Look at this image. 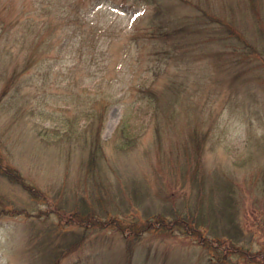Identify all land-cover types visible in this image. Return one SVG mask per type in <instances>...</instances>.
Segmentation results:
<instances>
[{"label": "rangeland", "instance_id": "rangeland-1", "mask_svg": "<svg viewBox=\"0 0 264 264\" xmlns=\"http://www.w3.org/2000/svg\"><path fill=\"white\" fill-rule=\"evenodd\" d=\"M88 3L95 10L89 9L86 20L100 18L99 24H111L115 29L114 42L108 47L103 44L104 29L97 30L99 49L106 50L98 51L92 70L105 67L111 71L114 65L111 56L119 58L115 69L104 79L98 74L82 80L70 76L69 67L75 60L70 46L73 39L70 41L67 34L61 41L65 45L60 60L50 61L51 77L43 76L47 63L35 66L29 73H22L11 94L0 100V264H50L53 259L55 264H209L235 248L242 252L228 255L232 261L264 258V194L251 178L249 164L236 167L231 162L242 157L248 131L264 133V90L258 91L254 99L259 103L250 107L246 104L245 109L234 104L229 109V99L235 94L229 88L205 90L207 94H203L202 88L196 86V95H209L202 97L210 103L206 102V116L215 118L203 167L211 179L225 173L236 177L243 238L232 243L225 239L224 244L229 246L220 245V252L215 249L216 243L205 246L203 240L176 224L169 229L161 228L154 212H165V205L151 197V213L145 215L144 201L139 204L128 201L129 193L122 191L125 182L128 189L133 184H142L157 193H164V187L177 197L188 192V188L162 176L153 144V123L148 126L145 112L136 108L128 112L130 123L138 124L137 132L144 129L140 132V143L131 151H116L113 133L126 104L137 98L136 93H124L122 87L127 78L119 72L123 66L120 59L127 61L123 68L129 64L135 68L141 61L143 67L137 71L142 70V76L151 73V79L155 76L153 68L162 65L164 73L158 76L159 84L173 74L175 67L166 65L162 59L166 54L160 49L153 50L148 41L138 50L133 38L130 39L135 30L137 36L151 17V4L145 0H86ZM15 13L11 7L0 15L1 39L7 33L22 36L20 22L29 21L31 8L16 22ZM3 17L13 21L7 27L4 25V29ZM16 44L20 47L19 42ZM57 46L55 43L50 56H55ZM149 66L150 71L146 70ZM112 75L115 78L107 79ZM141 78L144 77L136 80ZM112 80L114 85H106ZM2 86L0 80V90ZM109 99L114 102L106 104ZM93 112L98 116L103 112L99 130V119L92 116ZM72 115L78 118L74 130L66 133L67 119ZM177 119L178 128L164 132V146L168 149L177 140L182 141L187 132L182 115ZM98 135L102 147L97 163L91 165L87 156ZM107 186L109 190L105 192ZM99 187L100 191L95 189ZM122 193L126 196L122 197L125 205ZM80 208L93 212L82 225L72 215L74 209Z\"/></svg>", "mask_w": 264, "mask_h": 264}, {"label": "trees", "instance_id": "trees-1", "mask_svg": "<svg viewBox=\"0 0 264 264\" xmlns=\"http://www.w3.org/2000/svg\"><path fill=\"white\" fill-rule=\"evenodd\" d=\"M18 1L0 0V9L3 11L15 8V22L16 19L20 20L29 7L31 8L29 21H19L23 28L21 37L15 33H7L2 39L0 37V80L3 81L0 100L3 96L11 94L14 82L20 80L22 73H29L35 66L47 63L43 76L44 79L51 77L50 61L60 60L62 46L65 45H61V41L67 34H70V41L73 39L70 46L73 47L71 52H74L75 60L69 67L70 76L82 80L87 75L98 74L104 79L119 64V58L111 56L110 62H114L111 71L105 67L92 70V63L96 64L99 57L98 51L103 53L106 50L104 46L108 47L114 42L115 29L111 24H99L100 18L95 19L96 21L86 20L85 14L89 9L95 10L91 3L86 5V0ZM145 1L151 4V17L146 20V25L137 36L135 30L130 39L133 38L132 41L138 50L148 41L153 50L163 51V55L166 54L162 57L165 64L174 65L175 70L172 75H166L168 77L159 84L158 76L164 73L162 65L155 69L152 67L155 76L151 79V73L142 76V70L137 71L143 67L141 61L135 64V68L131 64L128 68H123L127 61L120 59L123 66H120L119 72L127 78L122 87L124 93H136L137 98L124 107L113 133V146L118 152H129L140 143V132L144 129L137 132L138 124L130 123L128 112L133 108L145 112L148 115V126H151V121L153 123V144L163 169L162 176L175 185L187 187L188 192L185 191L177 197L164 187V193H157L152 192L148 185L142 184H133L128 189L127 182L122 191L129 193V202L139 204L144 201L147 206L144 209L145 215L151 213V197L156 198L162 206L165 205L166 210L154 212L161 228L169 229L172 224H176L186 233L203 240L205 246L216 243L217 247L214 248L222 252L219 246L225 245V239L232 243L240 241L244 235L239 219V189L234 175L225 173L222 177L218 176V179H211L203 167L215 118L206 116V102L209 101H203V98L209 95H196V86L202 88L203 94H207L205 90L211 92L229 88L230 92L235 93L229 99V109L234 108V104L245 109L259 103L258 99H254L258 91L264 90V0ZM3 11H0L1 16ZM39 17L42 18L41 22L37 21ZM3 21L5 23L2 29L4 25L7 27L13 22L12 19ZM102 28L106 42L103 41L104 48L99 49L97 30ZM15 41L20 43V47ZM55 43L58 45L57 51L55 56H50L49 52L55 51ZM181 63L186 66L180 67ZM163 69L166 72L168 70L165 66ZM146 70L150 71L151 66ZM139 77L144 78L136 80ZM113 78L114 75L107 79ZM111 84L114 85L113 80L106 85ZM111 100L106 104L114 102ZM209 111L212 110L209 108ZM85 114L88 115V111ZM91 114L96 115L94 112ZM179 115L183 117L187 132L182 141L177 140V144L168 149L164 146V132L178 128ZM103 117L102 112L98 116L97 130ZM77 118L75 115L68 117L69 128L66 133L74 130ZM90 126H93V123H90ZM139 126L141 127V123ZM244 146L242 157L231 162L236 167L244 165L245 162L249 164L252 168L251 178L264 194V133L248 131ZM101 147L98 135L97 141L91 142L87 156L91 165L97 163ZM95 189L100 191L101 187ZM104 190L108 192L109 187ZM122 195L121 199H126L125 194ZM122 203L125 205L126 201L122 199ZM90 211L74 209L72 215L73 218H78L77 223L82 225L88 216L93 214ZM228 250H224L225 256L222 255L220 259H214L209 264H264V258H254L255 261H244L245 263L232 261L228 255H239L242 250ZM54 261L55 259L50 264H55Z\"/></svg>", "mask_w": 264, "mask_h": 264}]
</instances>
